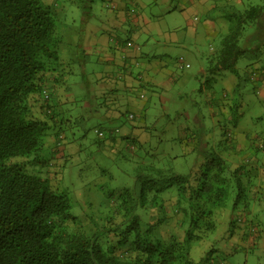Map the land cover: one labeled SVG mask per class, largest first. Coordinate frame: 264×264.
Wrapping results in <instances>:
<instances>
[{"label": "trees", "instance_id": "1", "mask_svg": "<svg viewBox=\"0 0 264 264\" xmlns=\"http://www.w3.org/2000/svg\"><path fill=\"white\" fill-rule=\"evenodd\" d=\"M93 2L0 0V264H196L191 245L204 237L203 232L216 229L229 182H239V199L241 194L248 195L237 175L239 169L232 177L227 175V164L216 148L207 151L200 180L194 183L191 175L178 177V189L168 192L173 181L161 177L170 180L176 174L168 176L163 168L142 161L141 155L149 152L142 148L139 136L117 139L119 128L111 134L97 130L98 149L108 141L115 145V140L137 145L140 158L134 184L118 193L105 190L111 203L105 211L97 205L84 219L71 213L73 196L62 171L68 161L52 164L50 140L58 141V132L65 131L62 126L71 122L61 117L60 108L74 94L66 83L71 64L59 56L63 36L58 8L77 6L87 13L83 15L86 20ZM224 3L221 9L229 31L221 48L207 59V86L202 83L200 91L210 89L223 72L237 73L241 56L250 63L248 79L255 82L264 77V0L243 9ZM249 26L254 30L251 35L245 33ZM79 41V52L89 55L83 39ZM63 90L70 93V99L62 100ZM39 103L41 113L37 115L33 108ZM57 113L58 126L52 122ZM129 118L135 119L134 114ZM83 150L85 145H78V154ZM62 151L68 159V150ZM169 203H176L182 233L170 230L164 236L160 226L169 216ZM152 208L160 215L153 223L147 220Z\"/></svg>", "mask_w": 264, "mask_h": 264}, {"label": "rangeland", "instance_id": "2", "mask_svg": "<svg viewBox=\"0 0 264 264\" xmlns=\"http://www.w3.org/2000/svg\"><path fill=\"white\" fill-rule=\"evenodd\" d=\"M105 1L94 0L87 19L97 25L100 24L101 17L108 12ZM151 1L159 2L149 3L145 13L149 17H153L152 14L155 15L152 20L157 21V25L182 27L186 24L190 26L191 21L188 22V20L196 16L198 19L194 20V23L202 28L208 20L200 8L192 12L186 10L184 13L178 10H164L167 8L166 3L177 5L178 0ZM208 1L212 3L215 0ZM221 1L228 2L239 9L263 3V0ZM182 2L184 5L187 3L186 0ZM128 7L134 9L136 2L128 0ZM58 9L62 16L60 29L63 36L59 56L60 59L71 64L72 70H67L66 73L68 75L66 83L73 89L74 94L70 99L68 98L71 96L70 93L62 91V93L66 92L63 97L61 96L62 100L70 99L71 101L62 104L60 115L71 122L62 126L65 131L58 132L56 136L58 141L54 140L55 137H50V140L53 143L51 149L54 150L52 164L68 161L62 171L63 181L69 186L73 196L74 204L71 213L84 219L91 216L93 210L96 211L97 205L101 206L100 210L105 211L111 204L106 196L107 193H118L123 187L134 184L136 167L140 158L137 145H128L129 142L126 144V140L118 142L115 140L113 142L115 145L111 144L112 141H108V145L98 149L99 146L95 142L100 140L97 130L111 134V130L119 128L117 139L119 137L125 139L127 135L132 138L140 133L139 129L131 127L132 122L139 121L147 127L146 130L140 128V140L143 142L142 148L145 147L149 152V154L141 155L144 159L142 161L163 168L168 176L172 177V173L176 174V177L170 180L161 177L167 182L173 181V185L167 189L168 192L178 189V177L191 175L190 180L197 182L204 168L203 164L208 158L207 151L211 152L212 148H216L215 151L225 160L227 175L232 177L233 171L239 169L237 175L241 179L240 182L242 181V186L246 187L248 195L246 197L241 194L239 199L237 196L241 192L239 182L235 180L229 182L226 206L218 217L216 229L213 233L203 232L204 237L191 245V256L196 264H221V262L223 264H264V142L263 146H256L258 141H264V91L258 90L257 87L260 85L257 86L253 80L248 79L247 75L250 73V70L246 69L248 59L241 56L238 60L237 73L223 72V76H217L210 89L200 91V82L206 85L209 76L205 74L207 59L221 48V34L212 42L199 36V57L195 56L197 50L191 47L194 52L186 54L184 67H181L177 61L178 55L181 54V47L164 44V38L167 35L163 33L153 34V36L148 34L149 40L144 42L147 55L143 60L150 63L155 56L157 62H166L169 65L168 70L170 72L174 70L180 76L177 81L179 87L167 84L171 77L167 76L166 84L162 77H158L161 84L144 88L143 93L136 92L134 97L140 102L142 99L146 100L153 96L151 88H155L160 96L165 94L163 88H172L168 101L162 103L159 97L153 96L144 109L122 107L119 116H109V103L102 97H98L95 89L98 84L97 71L103 64L98 55L85 56L79 52L80 38L83 39V34L89 36V31L87 29V32L84 31L86 20L83 15L87 13L71 4H63ZM138 11L137 9L133 14L139 16ZM246 28V34L251 35L254 32L252 26ZM112 29V34L109 35L110 40L127 41L129 38L132 39V33L136 29L141 30L144 27L126 20L124 25ZM180 33L184 37H190V34L184 30ZM141 37L143 38V35ZM142 38L139 39L142 40ZM255 42V38L251 40L252 44ZM104 50L103 45L101 53ZM104 62L106 65V61ZM111 62L114 64L117 61L114 59ZM141 62L142 60L138 61L139 64ZM202 74L205 75L202 76ZM224 98L232 100L228 104L231 106L228 109L227 105L224 107L225 110L218 107L222 103L213 105L216 100L224 101ZM40 107L39 103L33 108L37 115L41 113ZM131 113L135 116L133 120L128 119ZM53 118L52 122L58 126L59 113ZM131 130L136 134L128 133ZM239 131L244 134L249 133L248 138L244 140L245 146L239 149L232 148L228 142L230 136L228 137L227 134L232 132L235 134ZM65 134L67 136H64ZM254 134H256L255 138L251 140V135ZM145 135L148 137L145 138ZM78 145H85V150L79 154ZM63 149L68 150L66 155L68 159L64 158ZM245 158L248 160L247 165L244 163ZM57 168L53 165L52 171H56ZM241 168L244 169L243 172H240ZM170 195L172 196L167 194L166 197ZM173 198L170 199L171 202L175 201ZM175 205L176 203L168 204L166 213L169 216L161 221L160 231L164 236H168L170 230L182 233L180 213L176 212ZM158 218L160 215L156 210L150 209L147 220L153 223Z\"/></svg>", "mask_w": 264, "mask_h": 264}, {"label": "crops", "instance_id": "3", "mask_svg": "<svg viewBox=\"0 0 264 264\" xmlns=\"http://www.w3.org/2000/svg\"><path fill=\"white\" fill-rule=\"evenodd\" d=\"M129 1L136 2V7H134V9L133 7H128V0H106L105 5L107 6L106 8L108 12L103 14L100 24L97 25L90 19H86L84 26V31H86V29L89 31V36L83 34V43L87 49V53L98 55L100 62L103 64V66H101V69L97 71L98 84L95 88L96 93L98 97H102L106 100V102L109 103L108 114L109 116L113 117L117 115L119 116V114H121L122 107L144 109L148 104L149 99H153V96L159 97L162 103L163 101H168L172 88H163V90H165V94L161 96L155 88H151L153 96H150V98L146 100L142 99L140 102L136 101L134 97L136 96V92L142 91L143 93L144 88H147L149 86L155 87L157 84H161L160 81H158V77H162L165 84L167 82V76L171 77V79L168 80L167 84L170 86L179 87V85H177V81L180 79V76L177 75L174 70L170 72L168 70L169 65L166 62H157L155 56L154 58H152L150 63L143 60L145 55H147V51L144 50V42L149 40L150 36H148V34L153 36V34L163 33L167 35V37L164 38V44H172L173 46L181 47V54L178 55L177 61L179 62V65L181 67H184L186 54L188 52H194L191 47H194V50H197L198 54L195 53V56L197 58L199 57V36H203L212 42L218 38L219 34H221L220 40L223 43V38L229 31V22H227V19L223 15L224 12L221 9V7L224 6L225 1L215 0L212 3H209L208 0H186L187 3L185 5L182 0H178L177 5H170L166 3L165 6H167V8L164 9L166 11L178 10L181 13H184L186 10L192 12L194 9L200 8L203 11V14H205L208 18V20L205 21V23L202 25V28L195 25L194 20L198 19L196 16H194L193 19L188 20V22L191 21L190 26H187L186 24H184V26L182 27H165L157 25V21L152 20L155 15L152 14L151 16L153 17H149L145 13V10L147 7H149V3L156 4L159 1ZM137 9L139 10L137 13L139 16L133 14L137 11ZM126 20L131 21L134 25L144 27V29H136L134 33H132V39L130 38V40L133 41V46H127V41H120L118 39L110 40L109 38V35L112 34V28L124 25ZM151 29L157 31H152ZM181 30L189 33L190 37L182 36L180 33ZM142 35L143 38L141 37ZM139 38H142L143 41ZM103 45L105 46V50L103 53H101L103 51ZM114 59H116L117 62L113 64L111 61ZM141 60L142 62L139 64L138 61ZM104 61H106V65ZM249 64L250 63H247L246 66H248ZM247 68L249 69V66ZM161 72L163 74H161ZM205 74L208 73L205 72ZM205 74H202V76ZM262 78V81H255V83L257 86L260 85L257 88L258 90L261 89V91L263 92L264 77ZM200 84H202V81L200 82ZM202 91L207 90L203 88ZM229 102H232L231 98L224 99V102H221L218 99L213 103V105L222 103L218 105V107H221L223 110H225L224 107L226 105L227 109L228 107H231L230 105H228ZM132 123L133 124L131 125V127H133L134 129H139L141 133L140 128L142 127L140 126L143 125L139 121H137L136 123H134L133 121ZM241 131L235 134L234 132H232V134L230 135L228 142L232 148L237 147V149H239L245 146L244 140L248 138L249 133L244 134ZM128 133L136 134L132 130ZM140 133L137 134V136L140 137ZM255 135L256 134H254L253 136L251 135V140L255 138ZM147 137L148 136L145 135V138ZM222 139L225 140L224 138Z\"/></svg>", "mask_w": 264, "mask_h": 264}, {"label": "built area", "instance_id": "4", "mask_svg": "<svg viewBox=\"0 0 264 264\" xmlns=\"http://www.w3.org/2000/svg\"><path fill=\"white\" fill-rule=\"evenodd\" d=\"M126 43H127V46H133L134 45L132 40H128ZM138 48H139V46H138ZM221 264H223V262H221Z\"/></svg>", "mask_w": 264, "mask_h": 264}, {"label": "clouds", "instance_id": "5", "mask_svg": "<svg viewBox=\"0 0 264 264\" xmlns=\"http://www.w3.org/2000/svg\"><path fill=\"white\" fill-rule=\"evenodd\" d=\"M129 40H130V39H129ZM263 142H264V141H258L256 146H257V147H261V146H263ZM246 162H248L247 159H246Z\"/></svg>", "mask_w": 264, "mask_h": 264}]
</instances>
